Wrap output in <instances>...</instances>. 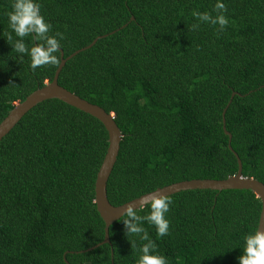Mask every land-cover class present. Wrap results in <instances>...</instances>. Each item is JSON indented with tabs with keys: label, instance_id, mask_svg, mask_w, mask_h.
<instances>
[{
	"label": "trees",
	"instance_id": "trees-1",
	"mask_svg": "<svg viewBox=\"0 0 264 264\" xmlns=\"http://www.w3.org/2000/svg\"><path fill=\"white\" fill-rule=\"evenodd\" d=\"M70 58L58 82L113 114L123 133L108 180L120 205L158 187L238 171L264 183V0H224L228 24H201L193 10L215 0H39ZM0 0V122L53 79L12 51ZM134 17V19H132ZM13 40L17 39L14 33ZM26 46L30 37L24 38ZM233 92L235 94L232 97ZM232 97V98H231ZM108 147L96 117L59 99L38 103L0 141V264H134L120 219L104 238L95 180ZM169 234L144 223L170 264H238L242 237L258 227L261 200L248 189H190L166 196ZM148 211L147 204L138 214Z\"/></svg>",
	"mask_w": 264,
	"mask_h": 264
},
{
	"label": "clouds",
	"instance_id": "clouds-1",
	"mask_svg": "<svg viewBox=\"0 0 264 264\" xmlns=\"http://www.w3.org/2000/svg\"><path fill=\"white\" fill-rule=\"evenodd\" d=\"M213 12H200L193 10L192 16L196 22L191 25V30L196 31L201 24L217 26L218 31H223L228 24L224 0H215ZM10 33L12 51L22 61L24 56L29 58V68L35 71L44 65H56L60 53L63 35L60 32L50 34L52 25L41 13L39 0H12L11 11L6 13ZM14 33L17 39L13 40ZM30 37L26 46L24 38ZM130 202L124 207L120 220L125 229V235L131 245L135 240L141 243L135 252L134 264H170L169 258L158 250L156 242L150 238L148 231L143 226L146 222L154 227L156 235L164 237L169 234L170 221L167 218L171 199L163 195H151L150 198L141 200L138 206ZM145 204L148 211L144 215L138 214ZM241 255L237 258L238 264H264V230L259 227L246 233L242 237Z\"/></svg>",
	"mask_w": 264,
	"mask_h": 264
},
{
	"label": "water",
	"instance_id": "water-1",
	"mask_svg": "<svg viewBox=\"0 0 264 264\" xmlns=\"http://www.w3.org/2000/svg\"><path fill=\"white\" fill-rule=\"evenodd\" d=\"M132 19H134V17H132ZM106 35L107 34L97 36L91 43L80 49H77L66 57L64 55V51L60 48V63L56 68L53 79L45 85L31 92L23 101L17 102L12 108V110L8 113V115L0 122L1 141L3 137L6 136L11 131V129L22 119V117L33 107H35L38 103L47 99L56 98L83 112H86L98 118L104 124L108 132V147L104 159L97 172L94 188V202L96 204V208L99 214L105 222L104 238L101 242L85 250H82V252L92 250L104 243L111 242L109 233L110 226L116 220L120 219L124 211V207H126L128 203L135 201L134 206H138L141 200L148 199L151 197V195L168 196L176 192H180L182 190L190 189H212L218 191L225 189H248L254 191L261 200L262 205L258 227L261 230H264V183L256 178L244 176L242 174L241 159L232 148V134L226 129L225 113L232 99L229 101L228 105L223 111V129L225 133L229 136L228 146L234 152L238 160L239 167L236 174L222 179L194 178L173 182L168 185L158 187L153 191L144 193L139 197L131 199L120 205H114L110 202L108 197L107 184L115 166V163L117 161L123 133L119 128L118 124L116 123L112 113L106 111L105 108H103L102 106L93 103L88 99L76 94L75 92L65 88L58 82L59 74L62 68L70 58H72L79 52L92 47L100 38L105 37ZM234 94L235 92H233L232 97Z\"/></svg>",
	"mask_w": 264,
	"mask_h": 264
}]
</instances>
